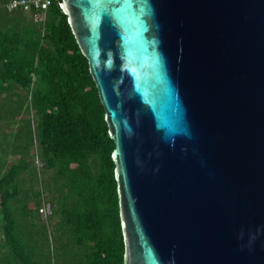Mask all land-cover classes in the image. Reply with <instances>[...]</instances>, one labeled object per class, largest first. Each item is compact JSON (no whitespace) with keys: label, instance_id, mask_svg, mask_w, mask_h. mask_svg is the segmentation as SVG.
Returning <instances> with one entry per match:
<instances>
[{"label":"water","instance_id":"water-1","mask_svg":"<svg viewBox=\"0 0 264 264\" xmlns=\"http://www.w3.org/2000/svg\"><path fill=\"white\" fill-rule=\"evenodd\" d=\"M115 143L124 264H264V0H59Z\"/></svg>","mask_w":264,"mask_h":264},{"label":"trees","instance_id":"trees-1","mask_svg":"<svg viewBox=\"0 0 264 264\" xmlns=\"http://www.w3.org/2000/svg\"><path fill=\"white\" fill-rule=\"evenodd\" d=\"M9 1L0 0V123L11 129L0 133V264H124L115 143L88 59L59 0L39 22Z\"/></svg>","mask_w":264,"mask_h":264},{"label":"built area","instance_id":"built-area-1","mask_svg":"<svg viewBox=\"0 0 264 264\" xmlns=\"http://www.w3.org/2000/svg\"><path fill=\"white\" fill-rule=\"evenodd\" d=\"M57 1V0H56ZM55 0H11L5 4L8 11L22 10L26 13H35V20L41 21Z\"/></svg>","mask_w":264,"mask_h":264},{"label":"rangeland","instance_id":"rangeland-1","mask_svg":"<svg viewBox=\"0 0 264 264\" xmlns=\"http://www.w3.org/2000/svg\"><path fill=\"white\" fill-rule=\"evenodd\" d=\"M2 128L5 130V131H11L10 127L7 125L6 122L2 121L0 123V133L2 131ZM36 163H37V166L41 167L42 166V163L40 162V160L37 158L36 156ZM44 214L47 216V214L50 213V210H49V205L45 204L44 205Z\"/></svg>","mask_w":264,"mask_h":264}]
</instances>
